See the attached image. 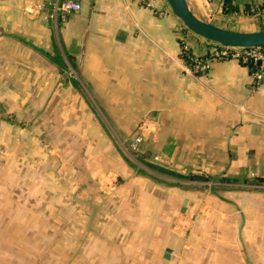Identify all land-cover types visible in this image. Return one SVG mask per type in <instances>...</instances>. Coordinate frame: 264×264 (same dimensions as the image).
I'll list each match as a JSON object with an SVG mask.
<instances>
[{
    "label": "crops",
    "instance_id": "obj_1",
    "mask_svg": "<svg viewBox=\"0 0 264 264\" xmlns=\"http://www.w3.org/2000/svg\"><path fill=\"white\" fill-rule=\"evenodd\" d=\"M56 1L0 0L2 166L25 185L0 264H264V78L185 63L216 43L166 0ZM186 2L222 28L264 26V0Z\"/></svg>",
    "mask_w": 264,
    "mask_h": 264
},
{
    "label": "water",
    "instance_id": "obj_2",
    "mask_svg": "<svg viewBox=\"0 0 264 264\" xmlns=\"http://www.w3.org/2000/svg\"><path fill=\"white\" fill-rule=\"evenodd\" d=\"M166 1L172 13L178 19H180L185 28L209 41L222 46H264V29L257 31H235L222 28L196 17L189 9L186 0ZM152 166H154L160 172L174 176H180L178 173L172 170L156 167V165ZM191 178L205 179V177L198 175H191ZM168 251L169 249H167L166 253H164V257H168Z\"/></svg>",
    "mask_w": 264,
    "mask_h": 264
},
{
    "label": "built area",
    "instance_id": "obj_3",
    "mask_svg": "<svg viewBox=\"0 0 264 264\" xmlns=\"http://www.w3.org/2000/svg\"><path fill=\"white\" fill-rule=\"evenodd\" d=\"M81 8V3L75 0H58L53 4V9L59 11L62 15L79 11ZM224 59H237L241 62H245L247 59H252L253 61L259 62V67L262 68L264 67V46L234 47L215 44L206 57L195 58L192 66L195 70L204 71L207 69L211 61ZM253 75L256 79L264 78L263 71H256ZM146 127V121L139 123L137 133L129 142L128 147L131 150H136L138 144L142 141Z\"/></svg>",
    "mask_w": 264,
    "mask_h": 264
},
{
    "label": "rangeland",
    "instance_id": "obj_4",
    "mask_svg": "<svg viewBox=\"0 0 264 264\" xmlns=\"http://www.w3.org/2000/svg\"><path fill=\"white\" fill-rule=\"evenodd\" d=\"M254 29L262 30L264 29V26L255 27ZM6 111H7L6 107H4L3 105H0V119H4V116H7L9 118L7 114L8 112ZM13 117H10V118H12L13 121L16 122V125H17L18 118L17 116H13ZM1 140L2 138H1V133H0V225H3V224L17 225L22 222V220L20 219V216H18L19 215L18 211H19L20 204L22 205L24 203L23 191H24L25 185L21 182L20 183L17 182V176L15 175V173L10 174L9 170L3 169L2 163H3L4 157H3L2 150L4 148L1 147L2 146ZM14 154H17V153H14ZM14 156L16 155H12V157ZM15 164L17 167V161L15 162ZM12 170H14V168H12ZM30 203H32V205L36 203L34 202V198L32 199ZM37 207H40V206H37ZM7 233L10 235L15 234L11 230H8ZM0 235H2V232L0 233Z\"/></svg>",
    "mask_w": 264,
    "mask_h": 264
},
{
    "label": "trees",
    "instance_id": "obj_5",
    "mask_svg": "<svg viewBox=\"0 0 264 264\" xmlns=\"http://www.w3.org/2000/svg\"><path fill=\"white\" fill-rule=\"evenodd\" d=\"M208 53H209V51L202 57H206L208 55ZM181 57L184 60V62L189 64L190 66L193 65V60L195 58H202V57L194 56L188 48L182 49ZM243 63H245L248 66V68L250 69V71L253 72V73L255 71H263V73H264V67L260 68L259 67L260 64L257 61H253L252 59H247ZM224 181H226V180H224ZM242 182L250 184L249 182H251V181L244 179V180H242Z\"/></svg>",
    "mask_w": 264,
    "mask_h": 264
}]
</instances>
